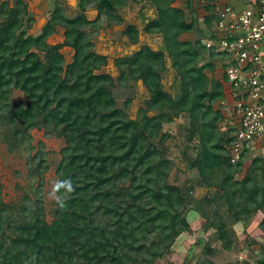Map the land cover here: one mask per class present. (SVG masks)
Instances as JSON below:
<instances>
[{"label":"trees","instance_id":"1","mask_svg":"<svg viewBox=\"0 0 264 264\" xmlns=\"http://www.w3.org/2000/svg\"><path fill=\"white\" fill-rule=\"evenodd\" d=\"M117 1L76 0L72 18L56 5L32 35L24 29L26 1L0 0V132L10 148L27 145L34 128L61 138L56 180L70 179L75 188L65 207L53 201L46 210L38 193L4 201L0 186V264H25L33 257L34 264H163L178 235L190 230L189 211L198 213L202 230H211L225 250L236 240L233 225L261 212L257 226L264 242V159L255 156L246 168L229 162V131L219 130L221 112L212 106L223 98L222 83L209 75L218 60L206 53L203 41L217 19L216 0H204L208 34L194 40L182 39L195 31L206 35L193 16L186 17L195 11L194 0H184L183 7L173 5L175 0H147L156 16L142 31L159 33L165 52L141 46L114 60V77L101 70L106 56L93 50L86 28L95 29L102 16L121 23ZM89 8L97 12L92 20L86 17ZM59 26L63 40L47 43ZM122 33L137 41L133 24ZM62 47L72 50L68 63ZM165 57L178 80L177 96L163 87ZM137 81L148 97L131 119V98L118 107L116 95ZM14 90L23 98L12 100ZM180 115L188 118L185 141L192 143L191 155L188 146L181 152L185 169L198 176L190 186L169 180L173 162L165 142L172 136L162 131ZM198 187L213 192L195 196ZM213 251L205 244L202 253Z\"/></svg>","mask_w":264,"mask_h":264},{"label":"rangeland","instance_id":"2","mask_svg":"<svg viewBox=\"0 0 264 264\" xmlns=\"http://www.w3.org/2000/svg\"><path fill=\"white\" fill-rule=\"evenodd\" d=\"M11 2V0H9ZM27 3L28 14L26 16L24 29L27 33L35 35L39 33L41 27L48 20L53 8L58 5L62 8L64 15L74 17L78 10L76 9V0H25ZM242 0H229L231 5H240ZM204 0H194V13L191 15L186 11V17L193 16L196 26L199 30L206 32L203 37L197 31L185 33L182 39L194 40L196 38H205L208 34V28L204 23L203 16L206 11L203 8ZM184 0H175L173 5L183 7ZM117 13L122 17L121 23H115L112 20L102 16L98 21L95 29L86 28V36L93 43V50L106 56V64L102 67V71L112 76L117 75V69L114 60L132 54L141 46H149L153 50H162L165 52L163 43L159 33H145L142 31L144 23L156 16L154 7L147 0H119L115 4ZM96 10L89 8L86 11V17L92 20L96 16ZM128 24H133L137 29V41L131 42L130 36L123 34V29ZM210 30V29H209ZM63 28L56 27L55 31L46 38L47 43L54 44L63 40ZM201 38V39H202ZM206 40V38L204 39ZM60 52L63 54L65 63L71 60L72 50L69 47H62ZM207 53V52H206ZM216 61L218 58L214 57ZM165 71L162 74V83L165 90L172 96H177L179 87L178 80L175 78L174 71L170 66L167 57L164 60ZM209 75L220 79V66L214 63V68ZM223 98L213 102V108L221 112V119L217 122L220 131L229 126V122L233 121V115L230 112L231 104L230 95L232 91L227 85H223ZM117 106L122 107L126 97H130L131 101L126 108L129 118H138L139 110L143 107V101L147 99L148 94L145 87L140 81H137L129 89H122L117 93ZM23 98L21 92L13 91L12 100ZM148 115H154L155 112L148 111ZM188 127V118L180 115L171 123H164L162 131L171 134L165 142L167 146V155L172 160L173 166L169 175V180L177 184L185 183L190 186L198 179L195 170H186L183 160L182 151L188 146V154H192L191 145L185 141L186 128ZM30 140L27 145H13L11 148L9 143L0 132V186L1 197L6 202H19L27 195L33 197L34 193H38L44 202L46 210L52 205L53 200L49 199L53 182L56 181L55 167L59 161L60 149L64 146L63 140L54 135H47L43 129H31ZM253 156V154H251ZM249 156L245 160L244 168L248 166L252 157ZM42 158L41 168H37L39 159ZM46 166V168H44ZM243 172L238 174L236 178H241ZM213 192L212 188L198 187L193 190L195 196H203L206 192ZM255 215V214H254ZM246 224L249 225L253 221V217ZM190 230L186 232L184 238L174 242L171 246V252L160 262L163 264L174 263L182 264L189 262L190 264H260L259 258L264 256V250L260 245L264 244L262 232L258 226H254L250 231L239 230L236 240L230 250H225L221 242L213 235L212 231L204 232L202 230L203 220L196 216L186 215ZM47 219L50 214L47 213ZM243 225H245L243 223ZM245 226V228H246ZM249 226H247L248 228ZM254 241L253 243H251ZM205 244H209L213 248L211 255H204L202 250ZM246 244H249L246 246ZM174 246V247H173Z\"/></svg>","mask_w":264,"mask_h":264},{"label":"built area","instance_id":"3","mask_svg":"<svg viewBox=\"0 0 264 264\" xmlns=\"http://www.w3.org/2000/svg\"><path fill=\"white\" fill-rule=\"evenodd\" d=\"M217 19L203 41L218 58L220 81L232 91L233 121L225 146L229 162L245 165L247 157L264 159V0H216ZM264 264V263H263Z\"/></svg>","mask_w":264,"mask_h":264},{"label":"clouds","instance_id":"4","mask_svg":"<svg viewBox=\"0 0 264 264\" xmlns=\"http://www.w3.org/2000/svg\"><path fill=\"white\" fill-rule=\"evenodd\" d=\"M75 191L74 185L70 179L56 180L53 182L49 199L53 200L60 208L65 207L66 197ZM35 258H31L25 264H34Z\"/></svg>","mask_w":264,"mask_h":264},{"label":"crops","instance_id":"5","mask_svg":"<svg viewBox=\"0 0 264 264\" xmlns=\"http://www.w3.org/2000/svg\"><path fill=\"white\" fill-rule=\"evenodd\" d=\"M66 16V15H65ZM66 17H68V18H72V16H66ZM196 216L197 215V213L196 212H194V211H189L188 212V216ZM263 217V215H262V213L261 212H257L255 215H254V217H253V221H252V223H250L249 225H247V226H249L248 228H247V226H246V224L245 225H243V223L242 222H238V223H236L235 225H234V228H235V230H236V233H237V235L239 234V230H243V229H246V231H250V229H252L254 226H257L258 225V223H259V221L261 220V218ZM245 226H246V228H245ZM185 234H187L186 232H183V233H181V234H179L178 235V237L176 238V241L177 240H179V239H181V238H184L185 237ZM177 242H174V245L176 244ZM174 247V246H173Z\"/></svg>","mask_w":264,"mask_h":264}]
</instances>
